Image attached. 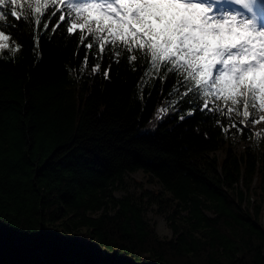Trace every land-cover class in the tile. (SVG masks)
<instances>
[{"label":"trees","instance_id":"16d2710c","mask_svg":"<svg viewBox=\"0 0 264 264\" xmlns=\"http://www.w3.org/2000/svg\"><path fill=\"white\" fill-rule=\"evenodd\" d=\"M37 15L8 30L22 50H0V264H264V131L230 134L199 111L169 115L174 80L152 89L150 66L122 60L108 80H77L69 68L83 49L63 29L41 37L35 62ZM206 101L243 119L242 98ZM137 170L159 188L116 196Z\"/></svg>","mask_w":264,"mask_h":264},{"label":"snow or ice","instance_id":"6c2138e0","mask_svg":"<svg viewBox=\"0 0 264 264\" xmlns=\"http://www.w3.org/2000/svg\"><path fill=\"white\" fill-rule=\"evenodd\" d=\"M25 2L27 7H18ZM58 4L65 5L69 13L74 11L75 19L83 22H71L70 14L48 7ZM262 4L264 0H0V50L8 49L9 42L16 44L13 51L22 50L8 30L20 23L32 25L33 14H38L32 34L35 62L42 58L41 37L51 39L63 29L76 40L77 49H83L78 66L69 68L77 73V80L84 73L102 74L108 80L112 64L122 60L133 71L150 66L157 73L152 89L157 83L163 88L168 79L174 80L167 94V104L173 109L169 115L176 114L183 121L199 111L210 115L218 128L224 130L226 124L230 134L244 135L246 123L259 122L250 116L249 104L258 102L264 110ZM175 83L186 89L182 95ZM174 94L180 99H173ZM208 96L232 105L242 98L243 119L232 121L224 115V108L209 106ZM183 103L191 107L176 111ZM226 111L239 109L228 107Z\"/></svg>","mask_w":264,"mask_h":264},{"label":"rangeland","instance_id":"374dc122","mask_svg":"<svg viewBox=\"0 0 264 264\" xmlns=\"http://www.w3.org/2000/svg\"><path fill=\"white\" fill-rule=\"evenodd\" d=\"M239 110H241V108H239ZM250 116L258 120L259 122L256 124L246 123L245 127L249 128L250 130L264 131V120L260 119L261 117H264V110L259 109L258 102H256L255 106L253 105L250 111ZM238 148L240 147L238 146ZM147 179L148 176L144 174V172H142L141 170L131 172L125 178V188L115 191L114 194L116 196H120L128 192V193H132L135 196H139L143 188H147V189L155 188V190L159 188L157 184L151 183ZM139 183L142 184V187H140L141 185ZM146 217L153 224L154 229L156 230L157 234L160 237L171 236V230L169 229V227L166 224V221L161 215H158L155 212L149 210L146 213Z\"/></svg>","mask_w":264,"mask_h":264},{"label":"bare ground","instance_id":"6f19581e","mask_svg":"<svg viewBox=\"0 0 264 264\" xmlns=\"http://www.w3.org/2000/svg\"><path fill=\"white\" fill-rule=\"evenodd\" d=\"M258 131H259V130H258ZM258 131H255V130H254V132H258Z\"/></svg>","mask_w":264,"mask_h":264}]
</instances>
